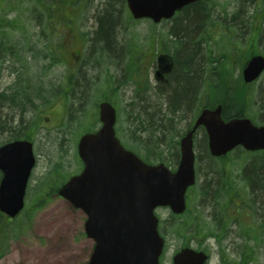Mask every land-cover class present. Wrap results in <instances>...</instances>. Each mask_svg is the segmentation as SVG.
<instances>
[{"label": "rangeland", "instance_id": "rangeland-1", "mask_svg": "<svg viewBox=\"0 0 264 264\" xmlns=\"http://www.w3.org/2000/svg\"><path fill=\"white\" fill-rule=\"evenodd\" d=\"M105 1L88 0L87 6L82 5L77 10L76 16L75 10L64 11L65 17L75 16L73 26H65L66 23H61L58 33L60 37L55 40L63 46L61 49L66 64L50 65L47 70L44 77L45 104L36 101V106L33 108H28L29 105L23 106L27 113L22 126L27 127L31 124L30 133L38 156V164L30 179L28 206L30 208L34 206L35 198L45 199L40 201L41 206L33 215L32 210L27 209L22 217V219L31 217L30 230L25 233L16 231L12 238L11 236L4 238V232L0 230V264H85L90 259L94 244L84 231L86 215L59 196L47 197V193L51 189L48 183L52 182L54 175L58 176L53 177L54 181L60 182L63 176H71L82 170L83 165L77 152L78 141L86 130L98 127L97 104L103 98L109 99L117 108L116 128L125 146L132 147L144 159L148 158L155 164L164 162L176 168L179 163V146L169 148L164 144L160 148L152 149L134 143L131 138V129L135 123L133 110H137V106L140 105L147 106L142 98L147 99L150 105L160 102L154 97L155 95L149 94L150 90L147 86L150 83L153 87L157 85L154 72L158 55L173 50L170 30L175 23L170 21L155 25L147 20L135 21L126 8H121L119 22L114 31L115 49L106 51L102 56L93 50L91 38L94 37L98 27L96 16L98 11H103ZM32 8L27 4L21 7L23 10ZM241 9L244 12L237 21L232 22L233 16ZM205 11L207 14L203 20L204 25L196 37L200 40L204 55L205 72L202 81L206 83L208 89L205 91L206 97L199 96L192 110L202 106L208 97L211 96L210 100H212L217 96L212 93L214 89H211L208 82L207 72L217 65L213 64L214 58L220 59L221 66L217 65L221 76L219 83L224 84L227 81L230 85L239 82L242 67L251 55L257 53L264 55V0L255 2L211 0ZM196 17L200 19L202 16ZM21 25H19L21 30L10 34L13 41L25 44L31 40L41 47V42L45 40L38 37L40 30L33 23L30 15L24 16ZM144 54L147 55L145 64L139 66L136 58L139 57L140 62H143ZM24 61L26 60H19L17 64L10 61V71L6 70L0 77V92L11 93L19 81L27 79L30 72L21 71L22 68L25 70ZM31 64L34 70L32 75H38L47 67L43 66L47 64L43 62L32 61ZM18 70L20 77L16 73ZM71 74L85 75V80L80 81L86 86L82 98L78 96V87L75 88L76 95L74 94V99L70 100L68 110L66 99L63 97L56 99L53 96L65 89L63 83L66 76ZM225 76L228 80L224 78ZM38 78L37 76L36 79ZM263 89L264 75L253 86L244 89L248 95H254L259 102L257 104L251 101L250 105L251 114L255 113L258 122H264L259 118L261 115L259 106L262 102L260 95ZM192 114L193 111L189 112L184 122L178 123L174 133L168 136L171 141H179L183 137L189 127V118ZM18 119L19 117L13 124L15 129H19L21 125ZM9 140L10 134L0 131V145ZM202 142L203 135L200 134L195 142L196 153L199 156L196 164L198 184L188 197L189 212L184 217L174 218L169 209L160 208L156 211L162 223L161 233L166 240L161 264H172L174 255L185 247L206 251L211 258L209 264H264V243L255 240L247 242L241 238L242 224L249 223L251 226L255 224L257 227L256 219L251 216L250 211L243 214L244 217H236V220L227 227L225 234L220 231V227L214 225V217H219L218 203L224 202L220 200L221 198L214 197L217 191L212 192L218 182L222 184L230 179L231 182L227 184L228 191L232 193L234 188L236 190L238 188L240 197L252 198V193L242 175L243 168L250 160L249 156L236 150L224 162H211L207 157L209 155L200 148ZM55 168L58 169L57 172L54 171ZM207 182H210L212 187L211 192L206 195L202 190L206 188ZM55 184L53 183L52 186ZM236 204L241 205L242 198L238 199ZM229 219L230 217H227L228 221ZM182 223L186 224V228ZM20 225H22L20 222L15 221L8 229L18 230ZM28 226L25 222L22 228L26 229ZM207 235L213 236L207 238ZM250 249L256 254L255 260L245 262L243 254Z\"/></svg>", "mask_w": 264, "mask_h": 264}, {"label": "water", "instance_id": "water-1", "mask_svg": "<svg viewBox=\"0 0 264 264\" xmlns=\"http://www.w3.org/2000/svg\"><path fill=\"white\" fill-rule=\"evenodd\" d=\"M136 20L159 23L195 2L209 0H126ZM165 59V58H163ZM162 62V59H160ZM264 71V57L254 56L244 70L251 83ZM102 129L86 134L79 142L84 163L80 175L72 177L60 195L87 215L85 232L96 245L86 264H160L164 239L158 232V207L175 214L186 210V193L195 184L194 134L204 126L212 156L221 157L236 147L264 150V126L248 118L224 121L222 107L205 109L192 130L180 141L181 160L176 172L164 164L149 165L126 150L116 137V110L108 102L100 105ZM36 163L33 145L16 141L0 148V211L14 218L24 208L26 186ZM207 255L191 248L174 257V264H205Z\"/></svg>", "mask_w": 264, "mask_h": 264}, {"label": "trees", "instance_id": "trees-1", "mask_svg": "<svg viewBox=\"0 0 264 264\" xmlns=\"http://www.w3.org/2000/svg\"><path fill=\"white\" fill-rule=\"evenodd\" d=\"M255 2L256 0H249ZM88 0H0V77L6 71H10V61H24L23 72H30L29 76L25 80V85L19 87L16 86L15 90L11 93L0 92V131H4L10 134V137L17 136L19 130H15L13 127L17 117H22L26 111L24 105L28 108H33L34 100L32 97L41 98L44 89L46 88V82L44 81L45 74L49 69L50 65L55 66L57 64H66L65 55L62 53L63 46L55 42L59 38V31L61 23H66L65 26H73L75 24V16L77 10L83 5L87 6ZM27 4L33 7L30 10H23L21 7ZM207 3L201 2L190 5L182 10L181 18L176 20V24L173 27L172 35L179 41V47L177 49V68L171 74L169 83L167 85H160L157 90H150L151 96L155 95L158 100V104L150 105L147 99H143L146 105L137 106L138 109H134V125L131 134V138L134 143L146 145L152 149H157L164 144L169 148L178 146V141H171L168 138L169 135L174 133L176 126L180 122L188 117L189 112L193 111L192 116L189 118V127L192 125L199 113V107H196V101L198 100V92L201 88L202 75H203V53L200 45V40L196 37L199 31L202 29L204 23V17L206 16L205 7ZM121 8H126V0H106L103 11H98L96 16L97 29L94 37L91 38L92 46L97 51L113 50L115 47V35L114 31L119 22V14ZM66 9L75 10V16H64ZM244 11L237 12L233 16L232 22L237 21V18ZM13 15V17H11ZM31 16L33 23L40 30L38 37L44 39L41 42V46L37 43H21L14 42L11 33L13 31L21 30V23L24 21V16ZM202 16L200 19L196 16ZM21 25V26H19ZM33 37H31L32 39ZM32 61L47 62L43 66H47L46 70L40 71L38 75H32L33 65ZM28 64V65H27ZM49 64V65H48ZM42 66V67H43ZM20 77V70L16 72ZM28 74V73H27ZM39 77L38 80L36 77ZM85 80V75H79L77 86L78 96L80 98L85 94L84 87L86 84L81 82ZM36 80V82H34ZM81 80V81H80ZM72 83H70L71 85ZM31 85L33 87H31ZM39 90V91H38ZM75 89H71L68 92H63V95H72ZM224 92V93H223ZM220 94L223 96L220 100H210L212 97H208L206 106H213L216 103L223 104V116L226 120L230 118H241L246 116H252L250 113V100L248 94L243 91V88H225ZM76 95V94H75ZM74 95V96H75ZM261 105L259 111L261 115L259 118L264 120V89L260 95ZM77 99V98H76ZM216 102V103H215ZM259 104V102H258ZM198 106V105H197ZM253 117V116H252ZM255 118V117H253ZM22 119V118H21ZM31 125V124H30ZM14 130L16 132H14ZM16 133V134H15ZM31 133L25 135L26 139H31ZM173 138V136L171 137ZM170 139V140H169ZM206 136L200 145L201 150L208 154L206 145ZM149 152H151L149 150ZM201 153V152H200ZM245 153V152H244ZM209 155V154H208ZM249 156L248 164L243 168L242 175L246 179L247 185L253 195L251 200H242V204L238 206V214L247 213L250 211L255 217H261L262 220L256 221L257 227L251 226L250 224L242 225L243 236L248 239L254 238L257 242L262 241L264 243V151L256 153H247ZM211 162L217 160L207 156ZM148 161L149 159L146 158ZM228 158L224 157L219 159L224 162ZM210 163V162H209ZM210 178V177H209ZM211 181V180H210ZM231 180L224 181L222 184L218 182L217 186H213V191H217V195L214 197H220L224 201L218 203V211L222 217H214V225L220 227V231L224 233L229 227V224L233 223V219L230 218L229 222L225 215L232 209L233 201L231 192L228 191L227 184ZM212 187L210 182L206 183V188L202 191L207 195L211 192ZM240 192L239 189H235L232 193ZM2 216V215H1ZM29 218V217H28ZM19 219H22L21 217ZM21 223V221H19ZM15 220V221H17ZM15 221H9L5 217H0V230H3L4 238L10 237L14 232H23L22 225L19 226L18 230L8 229ZM183 227L186 228V224L182 223ZM181 226H179V229ZM11 234V235H10ZM255 259V252L252 253ZM3 256V255H2ZM1 256V257H2ZM247 255H245L246 257Z\"/></svg>", "mask_w": 264, "mask_h": 264}, {"label": "flooded vegetation", "instance_id": "flooded-vegetation-1", "mask_svg": "<svg viewBox=\"0 0 264 264\" xmlns=\"http://www.w3.org/2000/svg\"><path fill=\"white\" fill-rule=\"evenodd\" d=\"M203 60H204V57H203ZM205 70V69H204ZM204 70H203V72H204Z\"/></svg>", "mask_w": 264, "mask_h": 264}, {"label": "bare ground", "instance_id": "bare-ground-1", "mask_svg": "<svg viewBox=\"0 0 264 264\" xmlns=\"http://www.w3.org/2000/svg\"><path fill=\"white\" fill-rule=\"evenodd\" d=\"M113 49H115V47H113Z\"/></svg>", "mask_w": 264, "mask_h": 264}]
</instances>
